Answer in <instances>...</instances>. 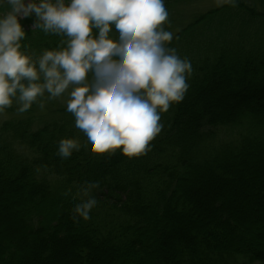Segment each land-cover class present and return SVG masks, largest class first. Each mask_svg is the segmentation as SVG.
<instances>
[{"label": "trees", "instance_id": "16d2710c", "mask_svg": "<svg viewBox=\"0 0 264 264\" xmlns=\"http://www.w3.org/2000/svg\"><path fill=\"white\" fill-rule=\"evenodd\" d=\"M225 1L168 45L191 61L190 89L161 114L146 154H91L67 108L52 119L10 109L0 121V264H264V0ZM33 22L21 21L26 54L64 46ZM64 138L81 146L62 161ZM85 183L100 185L89 220L72 213Z\"/></svg>", "mask_w": 264, "mask_h": 264}, {"label": "clouds", "instance_id": "9594fccd", "mask_svg": "<svg viewBox=\"0 0 264 264\" xmlns=\"http://www.w3.org/2000/svg\"><path fill=\"white\" fill-rule=\"evenodd\" d=\"M0 8V112L14 101L24 112L46 93H67V111L91 154L119 150L132 158L150 150L164 128L161 114L184 101L193 73L191 61L168 46L174 34L165 27V0H0ZM30 17L33 31L62 37L64 46L38 59L26 54L21 21ZM80 146L61 139L56 156L68 160ZM99 187L76 190L74 218H91Z\"/></svg>", "mask_w": 264, "mask_h": 264}, {"label": "rangeland", "instance_id": "374dc122", "mask_svg": "<svg viewBox=\"0 0 264 264\" xmlns=\"http://www.w3.org/2000/svg\"><path fill=\"white\" fill-rule=\"evenodd\" d=\"M226 4L225 0H179L173 6V8L167 10L169 13V23L165 27L175 35L183 29L185 26L193 22L197 17L222 7ZM225 93L220 92V96ZM219 95V93L217 94ZM69 96L65 93L63 96L55 99H50L46 93L43 97L38 98L37 102L31 107L35 114L42 115L45 119H52L56 116V111L60 108H67ZM237 104V103H235ZM233 104L232 108L237 109V106ZM264 105V102L261 103ZM20 105L13 102L12 107L6 108L3 112H0V121L8 119L10 116V109H14V113L18 114V108ZM229 264H251L241 258H235L228 260ZM259 264V263H252Z\"/></svg>", "mask_w": 264, "mask_h": 264}]
</instances>
